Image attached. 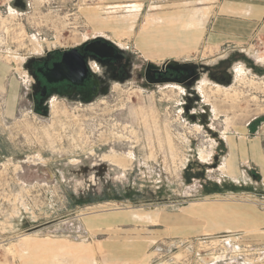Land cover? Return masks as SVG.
<instances>
[{
    "label": "rangeland",
    "instance_id": "obj_1",
    "mask_svg": "<svg viewBox=\"0 0 264 264\" xmlns=\"http://www.w3.org/2000/svg\"><path fill=\"white\" fill-rule=\"evenodd\" d=\"M224 1L0 0V264H264V32L208 42ZM99 37L195 91L134 76L37 113L31 63Z\"/></svg>",
    "mask_w": 264,
    "mask_h": 264
},
{
    "label": "flooded vegetation",
    "instance_id": "obj_2",
    "mask_svg": "<svg viewBox=\"0 0 264 264\" xmlns=\"http://www.w3.org/2000/svg\"><path fill=\"white\" fill-rule=\"evenodd\" d=\"M85 45V44H84ZM48 53L31 63L30 72L33 76L31 83L30 98L33 109L43 116L48 114L49 101L53 95L65 96L68 98H77L82 101H91L100 93L107 91L109 82L113 80L123 81L127 78L137 77L139 80L144 79L147 83H163L168 80L178 82L188 90L198 79V72L194 65L170 64L168 61L154 68L147 69L148 62L144 66L143 74L141 72L133 73V56L130 53L115 50L109 57H99L85 50V47L78 48L85 59L87 68L86 73L76 78L75 83L64 79L58 83H50L45 73L53 68V64L60 62L63 58V51ZM77 58V57H76ZM227 56L224 60H228ZM92 64L101 69V73L93 70ZM207 69V68H206ZM82 71L81 75L83 74ZM77 77V76H76ZM186 89V88H185ZM186 105V104H185ZM186 108L188 106H185Z\"/></svg>",
    "mask_w": 264,
    "mask_h": 264
},
{
    "label": "crops",
    "instance_id": "obj_3",
    "mask_svg": "<svg viewBox=\"0 0 264 264\" xmlns=\"http://www.w3.org/2000/svg\"><path fill=\"white\" fill-rule=\"evenodd\" d=\"M192 13L193 17L187 21L186 25L195 28L202 24L203 15ZM257 28L264 32V0H225L212 22L207 41L219 42V44L243 43L250 36L252 30ZM169 39L173 40L174 37ZM231 145L234 150L233 144ZM257 145L254 143L251 146L256 149ZM232 152L230 151V157ZM233 175L232 173L230 176Z\"/></svg>",
    "mask_w": 264,
    "mask_h": 264
},
{
    "label": "water",
    "instance_id": "obj_4",
    "mask_svg": "<svg viewBox=\"0 0 264 264\" xmlns=\"http://www.w3.org/2000/svg\"><path fill=\"white\" fill-rule=\"evenodd\" d=\"M85 44V45H84ZM85 47V50L93 53V55L99 57H109L115 50L125 52L119 49L113 42L104 38H94L87 40L83 44L77 47H72L63 51V58L60 62L54 63L53 68H50L45 75L48 82L58 83L64 79L75 83L76 78L83 76L86 73L87 68L85 65V59L81 53L77 50L80 47ZM77 57V58H76ZM170 64L181 66L180 63L169 61ZM156 65L152 62H148L147 69L154 68ZM82 71L83 74L81 75ZM77 76V77H76Z\"/></svg>",
    "mask_w": 264,
    "mask_h": 264
},
{
    "label": "bare ground",
    "instance_id": "obj_5",
    "mask_svg": "<svg viewBox=\"0 0 264 264\" xmlns=\"http://www.w3.org/2000/svg\"><path fill=\"white\" fill-rule=\"evenodd\" d=\"M66 50V49H65ZM254 58H256L257 56L255 55V56H253ZM228 128V125L226 124V129ZM226 138H227V136H226Z\"/></svg>",
    "mask_w": 264,
    "mask_h": 264
},
{
    "label": "trees",
    "instance_id": "obj_6",
    "mask_svg": "<svg viewBox=\"0 0 264 264\" xmlns=\"http://www.w3.org/2000/svg\"><path fill=\"white\" fill-rule=\"evenodd\" d=\"M128 194V192H126V194L125 195H127ZM128 196V195H127Z\"/></svg>",
    "mask_w": 264,
    "mask_h": 264
}]
</instances>
